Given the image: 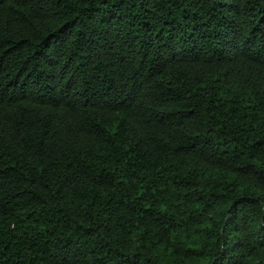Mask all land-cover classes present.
I'll list each match as a JSON object with an SVG mask.
<instances>
[{
    "label": "trees",
    "instance_id": "obj_1",
    "mask_svg": "<svg viewBox=\"0 0 264 264\" xmlns=\"http://www.w3.org/2000/svg\"><path fill=\"white\" fill-rule=\"evenodd\" d=\"M0 264H264V0H0Z\"/></svg>",
    "mask_w": 264,
    "mask_h": 264
}]
</instances>
